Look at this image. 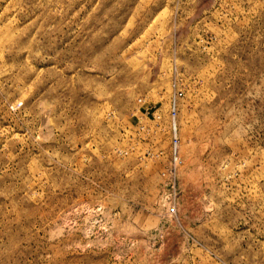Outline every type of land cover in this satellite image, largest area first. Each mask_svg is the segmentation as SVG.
Segmentation results:
<instances>
[{
	"label": "rangeland",
	"instance_id": "1",
	"mask_svg": "<svg viewBox=\"0 0 264 264\" xmlns=\"http://www.w3.org/2000/svg\"><path fill=\"white\" fill-rule=\"evenodd\" d=\"M0 264H264V0H0Z\"/></svg>",
	"mask_w": 264,
	"mask_h": 264
},
{
	"label": "built area",
	"instance_id": "2",
	"mask_svg": "<svg viewBox=\"0 0 264 264\" xmlns=\"http://www.w3.org/2000/svg\"><path fill=\"white\" fill-rule=\"evenodd\" d=\"M183 96V90L181 88H177L170 99L169 105V121L167 122V128L170 130V157L168 159L167 165L161 170L160 174L163 178V186L167 187L168 197L167 199V206H166V216L172 217L176 214V201L180 195V190L178 189V178L177 172L178 167L180 165V157H179V147H180V138L178 134L177 124H176V117H177V109L178 103L177 100ZM138 102H143L142 98L138 99ZM148 113V108H145V114ZM152 118L156 122V126L161 128V115L156 109L154 113H151ZM141 140L145 139L147 136V132L149 128L147 125L141 123ZM163 149L157 150H150L145 149L143 153V157H150L154 159H161L163 157Z\"/></svg>",
	"mask_w": 264,
	"mask_h": 264
}]
</instances>
